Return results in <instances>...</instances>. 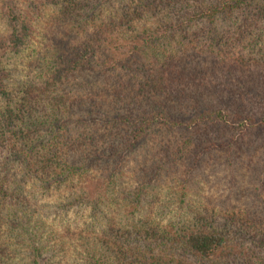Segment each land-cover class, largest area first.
I'll use <instances>...</instances> for the list:
<instances>
[{"label":"trees","instance_id":"16d2710c","mask_svg":"<svg viewBox=\"0 0 264 264\" xmlns=\"http://www.w3.org/2000/svg\"><path fill=\"white\" fill-rule=\"evenodd\" d=\"M16 9L0 264H264L263 185L248 206L188 201L209 159L232 173L264 148V0Z\"/></svg>","mask_w":264,"mask_h":264},{"label":"rangeland","instance_id":"374dc122","mask_svg":"<svg viewBox=\"0 0 264 264\" xmlns=\"http://www.w3.org/2000/svg\"><path fill=\"white\" fill-rule=\"evenodd\" d=\"M37 3L38 0H0V42H6L12 31L11 17H8L9 11L17 7V15H21L20 13L22 15L29 12L33 13L32 11L36 10ZM6 52V48L0 45V71L8 70L11 67L10 63L14 61V58H11ZM263 74L264 70L261 75ZM2 105L3 102L0 100V109ZM263 156L264 148L260 149L253 156L242 157V160L245 161L244 167L239 168L238 166H234L232 173L229 172L226 166L220 167L219 170L218 167L222 165L224 158L209 159L203 170L208 175L207 182L200 183V187L194 190V194L188 201L200 205H204L205 202L209 203L210 201L216 204H224L228 201L230 206H236L237 204L248 206V202L251 201L255 194V189H261L260 187L264 186V177L262 182L259 181L255 172V168H259L260 170L262 166L261 157ZM214 169L216 172H213Z\"/></svg>","mask_w":264,"mask_h":264}]
</instances>
